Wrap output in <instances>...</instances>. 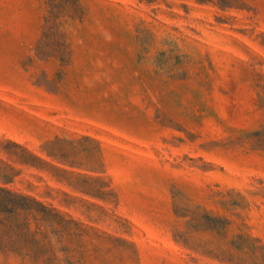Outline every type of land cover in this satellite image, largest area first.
I'll use <instances>...</instances> for the list:
<instances>
[{"label": "rangeland", "instance_id": "1", "mask_svg": "<svg viewBox=\"0 0 264 264\" xmlns=\"http://www.w3.org/2000/svg\"><path fill=\"white\" fill-rule=\"evenodd\" d=\"M0 264H264V0H0Z\"/></svg>", "mask_w": 264, "mask_h": 264}, {"label": "trees", "instance_id": "2", "mask_svg": "<svg viewBox=\"0 0 264 264\" xmlns=\"http://www.w3.org/2000/svg\"><path fill=\"white\" fill-rule=\"evenodd\" d=\"M3 195L4 196H13V193H11V192H9V191H5L4 193H3Z\"/></svg>", "mask_w": 264, "mask_h": 264}]
</instances>
